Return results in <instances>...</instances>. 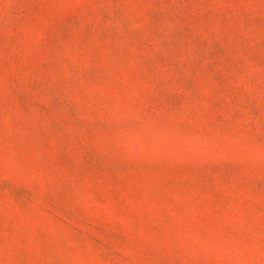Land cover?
Wrapping results in <instances>:
<instances>
[{
    "label": "rangeland",
    "instance_id": "rangeland-1",
    "mask_svg": "<svg viewBox=\"0 0 264 264\" xmlns=\"http://www.w3.org/2000/svg\"><path fill=\"white\" fill-rule=\"evenodd\" d=\"M0 264H264V0H0Z\"/></svg>",
    "mask_w": 264,
    "mask_h": 264
}]
</instances>
